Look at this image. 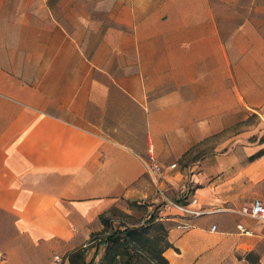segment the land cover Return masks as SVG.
Here are the masks:
<instances>
[{
	"label": "crops",
	"instance_id": "crops-1",
	"mask_svg": "<svg viewBox=\"0 0 264 264\" xmlns=\"http://www.w3.org/2000/svg\"><path fill=\"white\" fill-rule=\"evenodd\" d=\"M228 4L233 42L246 44L264 22L258 0H107L89 48L83 23L72 33L45 3L22 10L42 21L0 20V264H69L110 210L147 199L169 216V264H264V222L246 214L264 205V154L250 159L264 150L250 142L264 133V70L228 51ZM8 7L0 0V18ZM253 115L259 128L227 142ZM199 144L201 161L180 167ZM150 156L177 169L154 176ZM189 181L204 214L183 232L156 187L170 201Z\"/></svg>",
	"mask_w": 264,
	"mask_h": 264
},
{
	"label": "rangeland",
	"instance_id": "rangeland-1",
	"mask_svg": "<svg viewBox=\"0 0 264 264\" xmlns=\"http://www.w3.org/2000/svg\"><path fill=\"white\" fill-rule=\"evenodd\" d=\"M6 4H8V10L10 13L4 12L0 20L2 22L6 20H13V21H42L45 19V15L43 13H30L22 11L27 4H39L42 5L43 3L50 6L52 9H56V12H53L52 20L56 21H65L69 22L70 26L72 27L71 32L74 33V25L73 23L77 21H81L83 23V36H84V48H89L90 41H91V29H90V22L96 21L100 15L96 12L95 8H98L99 5L105 6L107 0H4ZM232 4V3H231ZM228 4L227 5V12L225 14L227 18L226 28H222V35L225 41L226 47L230 52H244L246 54H251L255 61V67L264 70V22L259 23L258 27L255 28L256 35L252 34L251 37L247 39L246 44H242L239 42L234 43V35L241 30V27H236L239 25L238 23H234L231 19L238 16L234 11V6ZM258 4L264 7V0H258ZM57 6H67L71 7V10H67V12L62 11L60 9L58 11ZM75 6L77 10L75 11ZM93 8V9H92ZM16 9V10H15ZM103 15V20L106 19L105 13ZM247 16L249 14H246ZM258 17H260V21L264 20V13H258ZM257 26V25H256ZM5 31V30H4ZM243 34L245 32L243 31ZM249 36V35H248ZM258 37L255 39V37ZM232 39V40H231ZM21 47V46H20ZM245 57V56H244ZM259 76L258 78H261ZM261 123V119L256 116H250L246 121L233 126L232 128L228 129L224 136L227 138V142L230 141L234 136L242 133H250L255 132ZM263 134V135H262ZM260 138V142H264V133L260 131L257 135H254L250 139V142L257 141ZM220 139L218 137L212 138L208 142L205 143L207 146L206 148H210L211 150L216 149L218 142ZM222 141V140H221ZM203 150V144H199L194 152H191L186 158L180 161L179 165L182 168H188L193 163L201 161V152ZM152 200L147 199L144 202L132 203L129 204V212L125 211L119 207H115L108 214H106L105 218L109 220V224L102 230L96 232L94 238L96 241L92 244L93 248L90 249V252L86 254L87 262H90L95 256V262L98 264L104 258L108 245L107 239L112 236L113 233L116 231H123L127 228L129 229H136L143 232L145 235V240L142 243L131 242L129 247L131 249V253L134 256V260L138 264H160L159 260V251L165 245V237L161 231L154 230V226L157 223L156 221L152 222V219H149V216L156 212L160 205H156L155 203L151 202ZM1 240L6 239L5 237H1ZM148 240H153V243H150ZM111 243V242H110ZM97 244H102L100 249L97 251L95 250V246ZM91 248V246L87 247V249ZM113 251L120 256H123L125 253L124 248L121 246L119 242H114L112 244ZM96 252H98L96 256ZM3 259V254H0V260ZM120 259H118L117 263L120 264Z\"/></svg>",
	"mask_w": 264,
	"mask_h": 264
},
{
	"label": "built area",
	"instance_id": "built-area-1",
	"mask_svg": "<svg viewBox=\"0 0 264 264\" xmlns=\"http://www.w3.org/2000/svg\"><path fill=\"white\" fill-rule=\"evenodd\" d=\"M175 169H177V164L164 165L160 164L154 157H149L148 170L154 176L163 177L167 172L173 171ZM194 189L195 182L189 181L181 186L177 198L175 200L169 201L166 197L167 190L160 185L156 187V196L162 197L165 201H167V207L176 212V214L174 215L175 217L181 219V221L177 224V227L183 232L191 230L194 227L192 223L193 219L198 218L204 214L202 210L196 208L198 200L193 196ZM163 213L164 210H156V212H153V214L149 216V219H152V217H154V221L160 222L164 218L169 217L168 215H164ZM246 214L249 217L264 222L263 203L260 200L253 201V203L247 208ZM211 230L216 231V226H213ZM238 230L245 235L251 234V232L245 229L242 225L238 226Z\"/></svg>",
	"mask_w": 264,
	"mask_h": 264
},
{
	"label": "trees",
	"instance_id": "trees-1",
	"mask_svg": "<svg viewBox=\"0 0 264 264\" xmlns=\"http://www.w3.org/2000/svg\"><path fill=\"white\" fill-rule=\"evenodd\" d=\"M263 154H264V150L260 151L256 155L252 156L250 159L255 160ZM153 221H154V217H152V222ZM102 222L104 224V228L109 224V220H107L104 217H102ZM154 227H155L154 230L161 231L163 233V236L165 237V245L163 246V248H161V250L159 251V254H158L159 260H160L159 263L160 264H169V262L163 256V252L168 247H170V244L167 242L168 230L162 222H157ZM144 235L145 234L143 232H141L140 230H136V229L127 228V229L123 230L122 232L116 231L115 233L112 234V236H110V238L107 239L106 245H108V248H107L106 254H105L104 258L102 259V261L99 262L98 264H118L117 261L121 257H122V259L120 260V264H138L134 260V256L131 253V249H130L129 245L131 242L144 244L143 242L147 241V240H145ZM94 236L95 235H93L92 237H94ZM91 241L95 243L96 240L94 238H92ZM148 241L150 243L154 242L153 240H148ZM114 242H119L121 244V246L124 248L125 253L123 256H120V254H117L113 251L112 244ZM86 253H87V248H82V249H79V250L73 252L72 254L69 255V264H97L95 262V256L90 262H87ZM97 254H98V252H96V256H97Z\"/></svg>",
	"mask_w": 264,
	"mask_h": 264
}]
</instances>
